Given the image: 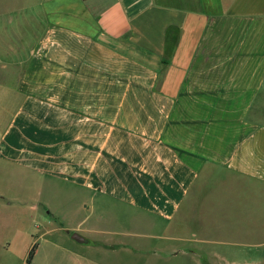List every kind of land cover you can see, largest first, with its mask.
Listing matches in <instances>:
<instances>
[{"label":"crops","instance_id":"0c3cea01","mask_svg":"<svg viewBox=\"0 0 264 264\" xmlns=\"http://www.w3.org/2000/svg\"><path fill=\"white\" fill-rule=\"evenodd\" d=\"M42 14L0 161L68 187L83 218L42 207L60 226L0 264H123L140 242L172 257L175 220L212 177L264 201V0H53Z\"/></svg>","mask_w":264,"mask_h":264},{"label":"rangeland","instance_id":"374dc122","mask_svg":"<svg viewBox=\"0 0 264 264\" xmlns=\"http://www.w3.org/2000/svg\"><path fill=\"white\" fill-rule=\"evenodd\" d=\"M49 1L53 0H0V135L18 104V81L28 54L43 35L42 10ZM27 174L24 179L21 170L0 161V260L24 257V246L32 242V236L37 238L43 228L60 226L42 207L53 214H67L62 219L65 224L83 218L82 202L60 200L68 187L47 182H52L48 178L41 183L38 175ZM213 181V177L205 180L200 211L196 204L190 205L175 220L177 240L172 248L178 254L160 258L155 253L159 243L140 242L134 253H120L123 264H264V201L259 191L245 182L224 187Z\"/></svg>","mask_w":264,"mask_h":264},{"label":"water","instance_id":"95a60500","mask_svg":"<svg viewBox=\"0 0 264 264\" xmlns=\"http://www.w3.org/2000/svg\"><path fill=\"white\" fill-rule=\"evenodd\" d=\"M72 239L76 240V241H84V239L82 237H80L78 234L74 233L72 234Z\"/></svg>","mask_w":264,"mask_h":264},{"label":"trees","instance_id":"16d2710c","mask_svg":"<svg viewBox=\"0 0 264 264\" xmlns=\"http://www.w3.org/2000/svg\"><path fill=\"white\" fill-rule=\"evenodd\" d=\"M31 254H32V253L30 252V256H31Z\"/></svg>","mask_w":264,"mask_h":264}]
</instances>
